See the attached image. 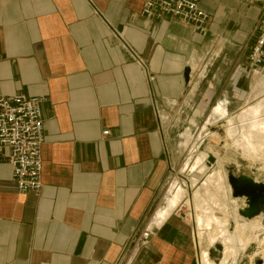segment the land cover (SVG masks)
Wrapping results in <instances>:
<instances>
[{
    "label": "crops",
    "instance_id": "obj_1",
    "mask_svg": "<svg viewBox=\"0 0 264 264\" xmlns=\"http://www.w3.org/2000/svg\"><path fill=\"white\" fill-rule=\"evenodd\" d=\"M143 3L0 0V96L46 98L38 195L17 193L7 150L0 149V264H116L144 230L151 236L133 264H197L186 215L173 211L153 226L167 206H156L157 198L184 112L186 145L207 127H224L214 115L227 102L223 48L249 37L259 9L239 0H200L210 19L198 35L168 17L144 18ZM226 61L244 67L236 71L241 93L247 60ZM259 81L242 109L257 105L249 102ZM208 134L217 146L223 142V135ZM209 156L198 155L195 167L202 168L190 184L209 170ZM190 184L178 183L167 203L179 195L186 200ZM200 186L207 195L219 191L223 201L210 176ZM210 207L199 203L198 214Z\"/></svg>",
    "mask_w": 264,
    "mask_h": 264
},
{
    "label": "rangeland",
    "instance_id": "obj_2",
    "mask_svg": "<svg viewBox=\"0 0 264 264\" xmlns=\"http://www.w3.org/2000/svg\"><path fill=\"white\" fill-rule=\"evenodd\" d=\"M239 1H242L245 4H248V6L257 7L259 9V12L261 8L264 7V0H239ZM249 37H246L244 38V40H241V41H236V39L234 41L232 40L233 42H243L242 44H240L239 47L237 46L234 48H228V47L223 48V94L226 93V96H227V102L224 103L225 99L223 98V104H225V106L228 107L226 108L227 112L229 116L231 117V119L234 120L235 127H229L228 129L225 126L226 124L225 122H224L223 128L221 127L223 123L217 124L212 127H207L206 128L207 131L204 130L202 132L203 134H200V135L197 133V135H195L194 140L192 142H189L186 145L183 139V134L187 130V126L184 124L185 122L184 120H186L185 116L188 114V111L184 112V115L181 118V124L176 126L174 130L175 133L172 139H173V143L175 146L174 147L175 153L172 159L169 174L167 175L165 183L159 192L156 206L160 205V206L165 207L167 204L166 199L172 198L177 193L178 187L176 185H178V183L181 184V181H183V179L188 180V183L190 184L191 177H193L196 173H198L201 170L202 168L201 165L195 167V161L198 158V155L204 152V148L206 144L208 143L212 145L218 144L216 143L215 140L209 137L208 133H216L217 135H219V137H222L223 135V142L219 146L225 145V147L227 148V154L230 160L231 159L233 160L229 164L222 167V171H220L222 174L225 173L227 175V168H229L228 171L233 176L249 175L252 178V180H254L255 182L264 183V173L263 172L260 173L259 169H255L256 162H260L261 163L260 166L264 167V144H263V148L261 149L262 154L260 152L259 153L257 152L256 154L257 159H255L253 163H252V160H248L245 157H242L241 155H239L242 153L244 154L245 150H249V145H251V143H246L244 142V140H242V137L239 134L240 129H241L239 125L241 124L237 120H238V117L240 116V113L246 101L249 98H251L250 87L253 85L254 79L256 78V76H253L252 72L249 70V73L246 74V79L243 80L244 87L240 93L241 88L237 86L238 84L236 85L237 80H239L237 76L238 75L237 73L239 72L236 73V71L238 70V68L239 70L241 69L243 70L244 67H239L240 65L236 66V65H233L232 63L228 64V62L226 61V60H230V61L245 60L249 52L250 46H251V41L249 40ZM259 79H260L259 83H264V78L259 77ZM257 97H258L257 100L253 99L249 102V104L255 105V104L261 103L260 105V109L262 111L261 114L264 115V85L260 87L259 95ZM218 118L219 117H217L216 119ZM250 134L253 136L254 142H256V140L259 139L260 135L263 138V135L261 134V132L259 135L258 132L250 131ZM213 172H214L213 170L209 169L203 173L201 179L198 181V184L192 188V191H190L191 193L189 192V195L191 194V197H192V193H194L197 189H201L200 185H202L203 181L208 176H211ZM249 172L251 173L249 174ZM218 182L221 184L222 189L226 187V183L224 182V180L223 181L221 180V176ZM172 185H174V187H172ZM215 193L218 194L219 191H216ZM220 193L222 196L220 198H223V201H219V202L223 203V205H220L217 202L218 201L217 199L219 198L217 195H216L217 198H212V199L208 198V200H206L205 202V205L211 206L212 203H214L213 206H211L210 208H213V207L220 208V210L222 211H223V206H224L227 209L226 213H228L229 215H233V216L234 214H237V210L239 208L245 206L244 199H238L237 201L234 200L236 204H233L234 202L231 197L229 199L225 198L226 193L224 192V190H222ZM177 213L186 215L187 208L184 206V203H182L177 209L174 210V214H177ZM219 213L220 212L217 213V216L222 218L223 213H220V214ZM261 217L263 218L261 221V225L262 227H264V208H262L261 210ZM245 221H248V220H245ZM234 227H235L234 223L230 225L231 229ZM254 248L255 246L251 245L245 253L246 256L244 258L240 256V259L242 260L239 263L238 262L237 263L246 264L248 262L247 255H250V253L252 252ZM208 249H209L208 254H207L208 258L214 264H220L223 258L222 243L215 242L212 244V246L208 247ZM257 256L259 258L264 257V244L261 250L257 253ZM256 262H257V259L254 261L253 264H256Z\"/></svg>",
    "mask_w": 264,
    "mask_h": 264
},
{
    "label": "built area",
    "instance_id": "obj_3",
    "mask_svg": "<svg viewBox=\"0 0 264 264\" xmlns=\"http://www.w3.org/2000/svg\"><path fill=\"white\" fill-rule=\"evenodd\" d=\"M200 0H144L141 15L146 19L168 17L190 26L195 34L206 31L209 15L199 8ZM246 56L253 76L264 78V7L251 29ZM44 97L0 96V149L7 150V163L19 194L38 195L42 190L41 148L44 144L41 106ZM108 132H103L105 137ZM148 230L133 236L132 248L116 264H133L141 247L148 245Z\"/></svg>",
    "mask_w": 264,
    "mask_h": 264
},
{
    "label": "bare ground",
    "instance_id": "obj_4",
    "mask_svg": "<svg viewBox=\"0 0 264 264\" xmlns=\"http://www.w3.org/2000/svg\"><path fill=\"white\" fill-rule=\"evenodd\" d=\"M262 85H264V83H259L257 87H261ZM258 95L259 93H254V99H256ZM260 105L261 103L257 104L255 107L246 106L244 109H242L240 116L237 120L241 124L239 125L241 128L239 134L242 137V140H244V142L246 143H251V145H249V150H245L244 154L242 153L239 155L245 157L248 160H252V163L255 159H257V152H260L262 154L261 149L263 148L264 144V115L261 114L262 111L260 109ZM226 108L228 107L223 104V110L216 111L214 115L219 116L218 119L223 118V120H225L226 122V127L229 129V127H235V123L234 120L231 119V117L229 116ZM250 131L258 132L259 135L261 132L263 138L260 135L261 139L259 137V139L254 142V138L250 134ZM216 142H218V140H216ZM217 145L207 144V146L204 148V152L210 154L211 157L213 156L214 159L213 164H207L209 169H212L214 171L213 174L210 176V181L214 185H217L218 190H221L222 186L218 182L221 176V180H224V182L226 183V187L223 188L224 192L226 193L225 198L229 199L231 197L233 199V202L234 200L237 201L238 199H243L232 197L231 188L227 181L229 168H227V175L225 173L222 174L220 171H222V167L229 164L233 160H230L225 145ZM208 158L206 160L207 162ZM260 165V162H256L255 169H259L260 171H258L260 173H264V167ZM250 173L251 172H249V174ZM196 181V179L193 180V184H190L189 189H192V186H196ZM215 192L216 191H210L207 195L204 194L202 189H197L194 193H192V197L190 194L186 200L183 199V196L179 195L180 197L178 199H176L175 201L170 200L167 203L166 209L163 211V213L159 215L158 222L156 224H153V226H158V224L166 220L167 217L170 216V214L175 209H177L182 203H184V206L187 208L186 216L189 218L188 223L192 226V229L194 231V241L196 243V247L198 248L196 256L197 264H214L208 258L207 254L208 247L212 246V244L215 242H221L223 246V258L220 264H238L242 260L240 259V256L244 258L246 256L245 253L247 249L251 245H254L255 248L252 250L250 255H247L248 262L246 264H253L256 259L257 261H261L262 264H264V257L259 258L257 256V253L261 250L264 244V227H262L261 225V221L263 219L261 215L250 221H245L237 214H234V216L231 215L235 227L232 232H229L226 226L225 219L223 220V217L219 218L216 215H213L214 211L220 213L227 211L224 206L223 211L220 210V208L213 207L211 208L213 212L201 216L198 214L199 203H204V201L206 202L208 198L212 199L219 196V194H216ZM217 202L220 205H223V203L219 201ZM213 204L214 203H212L211 206H213ZM233 204L236 203L234 202ZM202 235H205L206 237L202 238Z\"/></svg>",
    "mask_w": 264,
    "mask_h": 264
},
{
    "label": "water",
    "instance_id": "obj_5",
    "mask_svg": "<svg viewBox=\"0 0 264 264\" xmlns=\"http://www.w3.org/2000/svg\"><path fill=\"white\" fill-rule=\"evenodd\" d=\"M189 69L183 73L184 80H188ZM214 163L213 157L208 158V165ZM228 184L233 198H243L245 207L238 210L237 214L244 220H252L261 215L264 208V183H257L248 175L233 176L228 171ZM256 264H262L257 261Z\"/></svg>",
    "mask_w": 264,
    "mask_h": 264
}]
</instances>
